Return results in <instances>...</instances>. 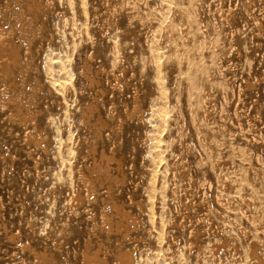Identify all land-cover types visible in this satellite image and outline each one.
<instances>
[{
	"label": "rangeland",
	"instance_id": "374dc122",
	"mask_svg": "<svg viewBox=\"0 0 264 264\" xmlns=\"http://www.w3.org/2000/svg\"><path fill=\"white\" fill-rule=\"evenodd\" d=\"M36 1L0 0L30 63L0 70V264L264 260V0Z\"/></svg>",
	"mask_w": 264,
	"mask_h": 264
},
{
	"label": "bare ground",
	"instance_id": "6f19581e",
	"mask_svg": "<svg viewBox=\"0 0 264 264\" xmlns=\"http://www.w3.org/2000/svg\"><path fill=\"white\" fill-rule=\"evenodd\" d=\"M8 3H16L17 2V5L20 6V9H21V13L25 12V10L23 9V1L24 0H6ZM28 2V4L30 5L31 3H34V7L36 6L37 4V1L36 0H26ZM109 1V0H108ZM119 1V0H118ZM123 1V0H122ZM147 1V0H146ZM107 2V1H106ZM181 2V1H180ZM118 3V2H117ZM188 3V2H187ZM190 3V2H189ZM194 3V2H193ZM182 4V3H181ZM179 4V6L181 5ZM186 4V3H185ZM192 4V3H191ZM32 6V7H33ZM110 6V4H109ZM182 6V5H181ZM189 5L187 4V7ZM193 5H192V8L193 9ZM164 9V8H163ZM184 9V8H183ZM182 9V10H183ZM190 9V8H189ZM188 9V10H189ZM190 9V10H191ZM185 10V9H184ZM230 10V9H229ZM185 12V11H184ZM188 12V11H187ZM190 12V11H189ZM194 11H192L193 13ZM186 13V12H185ZM184 13V14H185ZM197 13V12H195ZM225 13V12H224ZM33 14L36 16L38 15V12L33 10ZM181 14H182V11H181ZM191 12L189 13V16H190ZM187 15V14H186ZM193 15V14H191ZM195 15V14H194ZM202 15V14H201ZM4 17H5V20H12V18L14 17V10L13 9H9V8H6L5 10V13H4ZM184 17V16H183ZM35 18V17H34ZM191 18V16H190ZM189 18V19H190ZM198 18V17H197ZM188 19V18H187ZM188 19V20H189ZM194 19V18H193ZM187 20V21H188ZM197 20V19H196ZM182 21V18L181 20ZM190 21V20H189ZM192 21V20H191ZM195 20H193L194 22ZM185 22V21H184ZM198 22V21H197ZM187 23V22H186ZM185 23V24H186ZM190 24V22L188 23ZM192 24V23H191ZM89 25V24H88ZM92 25V24H91ZM178 25V24H177ZM195 26V25H194ZM190 28V27H189ZM195 28V27H194ZM39 31H41L42 29L39 28L38 29ZM183 30V29H182ZM196 31V30H195ZM194 31V32H195ZM199 32V31H198ZM197 33V32H196ZM201 33V32H200ZM199 35V34H198ZM201 35V34H200ZM202 38V37H201ZM199 39V38H198ZM203 39V38H202ZM94 54V53H93ZM92 58V56H91ZM13 65H20L23 69V72H28V66L30 65L29 63V60L27 59H21L20 58V55H19V52L16 50V48L14 47V43L12 42V39L10 37H7L4 35V33L1 31L0 33V70L2 72H5V73H12L11 72V69H12V66ZM90 70L89 66L88 65H85L84 68H83V74L85 77H88V71ZM92 70V69H91ZM92 73V72H91ZM120 77V76H119ZM119 77H115L116 80L119 79ZM12 78H14L12 76ZM160 84V83H159ZM228 85V84H227ZM159 87H161L159 85ZM162 90V89H161ZM160 90V91H161ZM162 92V91H161ZM163 96V95H162ZM20 97V96H19ZM19 97H15V96H12V99L8 100L7 101V106L8 108H10V105L13 106L17 112V114H13V112L15 113V110L13 111H10V115H9V120L12 121V122H17V121H21L22 123H26L27 125L28 124H31L33 125L34 120L36 117H34V114H21V109L22 107H26V106H29L30 105V102L27 101H21V98ZM204 97V96H203ZM202 97V98H203ZM167 99V98H166ZM160 100H161V97H160ZM132 101H133V98H132ZM209 101H211V98L209 95H207L205 98H204V102L202 101V105H205L207 106L209 104ZM6 104V102H5ZM6 106V105H4ZM3 106V107H4ZM141 103H140V97L138 95V92L136 93V96L134 98V104H133V107H132V110L130 111V113L128 114L129 117L132 119V117H143L144 115L142 114V108H141ZM205 106H202L203 108H205ZM11 109V108H10ZM95 107L94 106H88V112L89 113H92V111H94ZM208 110V109H207ZM23 112V111H22ZM160 113V112H159ZM160 116V115H159ZM22 117H23V120H22ZM165 117V116H164ZM162 118V117H161ZM167 119V118H166ZM166 119L164 118V121L163 123L166 121ZM135 120V119H133ZM141 120V119H140ZM139 121V120H138ZM168 121H166L167 123ZM106 123L104 121H102L100 124H99V127H103L105 126ZM33 128L38 129L37 127H34L33 125ZM47 139L48 137L41 134L39 137H38V141L36 140V138L32 135L31 132H29L26 137H25V141L26 143L30 144V143H34L35 141L37 143L40 144L41 147H45L46 145V142H47ZM213 162V161H212ZM178 163V162H177ZM214 164V163H213ZM221 164H222V161H217L215 162L214 166H213V169H216L217 167H221ZM211 165V164H210ZM105 167L104 166L103 168H101L102 170H105ZM212 167V166H211ZM106 169L108 170V166L106 167ZM105 170L104 172L107 173ZM97 171V170H96ZM101 172V170H99ZM187 173L184 172V175H186ZM83 178V176H81ZM83 184L85 185V187L87 188V190H90L93 188V184H94V181L92 178L90 179H84L83 178ZM259 192H262V191H259ZM79 198V197H78ZM220 200V199H219ZM132 202V201H131ZM218 203V202H217ZM220 204V203H219ZM141 206V205H140ZM119 217L116 219V220H109L107 219V216H105V221L107 226H105L106 228H108V233L109 232H112L113 228H117L118 231L119 229L123 228L124 224H125V218H128V216L131 217V214L130 213H127L125 211H123L122 213H119L118 214ZM132 220L134 223L137 222V219L135 217H132ZM235 220V219H234ZM229 221V220H228ZM115 222V223H114ZM254 222V221H253ZM204 223V222H203ZM251 223V222H250ZM252 225V223H251ZM191 234V233H190ZM194 234V233H193ZM12 238H14V236H12ZM173 241V240H172ZM240 249V248H239ZM261 254V253H260ZM259 254V251H258V247L255 246L254 244H252V248H251V256L253 258V264H264V260L262 258V256ZM35 257L36 259H41V260H45V261H49L46 254H35ZM118 259L120 262H123L124 264H130L132 262V254L130 252H125L124 254H120L118 255ZM84 261L85 263L87 264H106V259H102L98 254H96L95 256H85L84 257ZM50 264H55L51 261H49Z\"/></svg>",
	"mask_w": 264,
	"mask_h": 264
}]
</instances>
